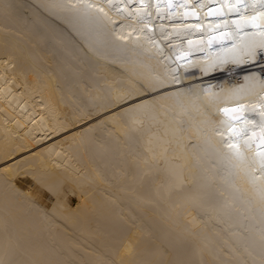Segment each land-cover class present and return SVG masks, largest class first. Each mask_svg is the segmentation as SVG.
I'll return each mask as SVG.
<instances>
[{
    "label": "bare ground",
    "instance_id": "bare-ground-1",
    "mask_svg": "<svg viewBox=\"0 0 264 264\" xmlns=\"http://www.w3.org/2000/svg\"><path fill=\"white\" fill-rule=\"evenodd\" d=\"M160 1L0 0V264H264L261 0Z\"/></svg>",
    "mask_w": 264,
    "mask_h": 264
},
{
    "label": "clouds",
    "instance_id": "clouds-1",
    "mask_svg": "<svg viewBox=\"0 0 264 264\" xmlns=\"http://www.w3.org/2000/svg\"><path fill=\"white\" fill-rule=\"evenodd\" d=\"M152 1V4H155V1H158V0H151ZM160 1V0H159ZM173 1V0H172ZM161 3V1L159 2ZM163 3L165 4V8L169 7L170 4H169V0H163ZM246 3V2H245ZM244 2L243 3H240V4H237V0H216V5L213 7V8H210L208 9L206 12L208 13L207 16H210V17H213L214 14H211V12H213L214 10H217L220 12V15L219 16H225L226 20L223 21V25L224 26H229L230 30L233 31L234 33H236L238 31L234 23V20L233 18H231V15L232 14H235V8H237L239 5H244L245 4ZM177 7H181V5H176ZM155 7V5H154ZM234 10V11H233ZM221 11H223V13H221ZM189 11L186 12V15H183L185 17V19H199L200 17L196 18L197 16V13L193 14V13H188ZM225 12V13H224ZM188 13V14H187ZM176 15V14H175ZM200 15L202 16V14L200 13ZM171 18V17H170ZM244 26H247V28H253L252 26V21L250 19L249 22H246L244 24ZM191 29H193L192 27L191 28H186L185 30L186 31H191ZM197 29H199L197 27ZM210 31L208 32L209 35H211V40L212 41H215V35L213 34L214 32V28H210L209 29ZM198 31V30H197ZM258 33H256L255 35H257ZM224 41H229V39L227 38L228 35H227V32L226 31H219V33H216V38L218 40V44L220 46L223 45V41H222V38H224ZM252 36H250V39L248 41V44L247 43H237L239 44L242 48H243V51H246L248 49H250V46L253 44L254 40L251 39ZM235 44V45H237ZM234 113H238V112H234ZM233 114V113H231ZM228 120H229V123L231 124V126L234 127L233 125V120L234 121H238L239 123H242V126H247L248 125V122H247V119L246 118H233L231 116H228L226 117ZM244 122V123H243ZM240 126V125H239Z\"/></svg>",
    "mask_w": 264,
    "mask_h": 264
},
{
    "label": "snow or ice",
    "instance_id": "snow-or-ice-1",
    "mask_svg": "<svg viewBox=\"0 0 264 264\" xmlns=\"http://www.w3.org/2000/svg\"><path fill=\"white\" fill-rule=\"evenodd\" d=\"M129 2H131V0H129ZM80 3H81V0H77V4H80ZM240 3H241V0H237V4H240ZM108 4H109L110 7H112V8H118V7H119V4L116 3L115 0H108ZM140 4H141L142 6H144V0H140ZM169 4H171V0H169ZM71 6H72V7H76V4H73V5H71ZM89 6L92 7V5H89ZM157 6H159V0H158V5H157ZM98 11L101 12V13H104V15H107V13H105L103 7H100V8L98 9ZM261 18L264 19V0H261ZM250 19H251V21H252V26H253V27H256V26H257L256 23H255V21H256V17L253 16V17H251ZM195 27H199V25H195ZM237 27H239V24H237ZM262 34H264V33H262ZM189 43H191V41H190ZM255 48H256L255 45H251V46H250L249 55H251L253 58H255V56H256V54H257L256 51H255ZM260 51L264 52V44H262V45L260 46ZM223 111L227 114V113H230V112H236L237 109H227V108H225V109H223ZM228 130H229L230 132H233L234 135H237V136L240 135V133L237 132L234 128H231V127H230ZM245 134H246V133H245ZM262 135H264V132H262ZM229 146L232 147V148H235V147H236L235 144H231V145H229ZM261 172L264 173V159H262V162H261Z\"/></svg>",
    "mask_w": 264,
    "mask_h": 264
},
{
    "label": "rangeland",
    "instance_id": "rangeland-1",
    "mask_svg": "<svg viewBox=\"0 0 264 264\" xmlns=\"http://www.w3.org/2000/svg\"><path fill=\"white\" fill-rule=\"evenodd\" d=\"M75 201V200H74Z\"/></svg>",
    "mask_w": 264,
    "mask_h": 264
}]
</instances>
